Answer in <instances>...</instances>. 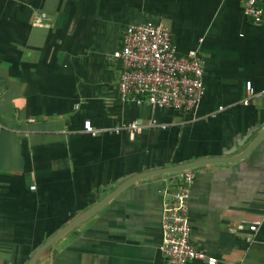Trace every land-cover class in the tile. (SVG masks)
Wrapping results in <instances>:
<instances>
[{
	"label": "crops",
	"instance_id": "1",
	"mask_svg": "<svg viewBox=\"0 0 264 264\" xmlns=\"http://www.w3.org/2000/svg\"><path fill=\"white\" fill-rule=\"evenodd\" d=\"M144 21L203 59L193 112L119 97L111 54ZM246 81L263 92L244 104ZM131 121L143 125L132 139L112 131ZM263 128L264 11L253 24L237 0H0V264H28L131 176L244 152L192 169L189 240L216 264H264V134L250 146ZM172 174L134 179L33 264H164L161 190Z\"/></svg>",
	"mask_w": 264,
	"mask_h": 264
},
{
	"label": "built area",
	"instance_id": "2",
	"mask_svg": "<svg viewBox=\"0 0 264 264\" xmlns=\"http://www.w3.org/2000/svg\"><path fill=\"white\" fill-rule=\"evenodd\" d=\"M237 2L253 24L261 22L264 0ZM111 57L119 66L116 90L123 101L193 112L203 96V59L196 50L179 54L168 29L159 22L144 21L126 26L121 34L120 47L112 52ZM244 92L242 103L247 104L263 91L254 92L250 82L246 81ZM148 125L163 128L154 120H150ZM142 127L140 123L131 121L112 131L117 133L123 129L132 139ZM82 129L91 136L96 132L88 120L82 122ZM193 180L192 169L175 172L161 190L157 251L164 264L217 263L214 257L206 255L189 240L187 207ZM33 188L30 186V189ZM250 229L253 230V227Z\"/></svg>",
	"mask_w": 264,
	"mask_h": 264
},
{
	"label": "water",
	"instance_id": "3",
	"mask_svg": "<svg viewBox=\"0 0 264 264\" xmlns=\"http://www.w3.org/2000/svg\"><path fill=\"white\" fill-rule=\"evenodd\" d=\"M264 134V128L259 132V134L255 137V139L251 142L250 146L257 141L262 135ZM245 153V152H244ZM243 153V154H244ZM243 154H239L238 156H233V157H227V158H207V159H203V160H198V161H193V162H189V163H185V164H181L178 166H174V167H169V168H163L160 170H155V171H150V172H143V173H139L136 174L134 176L129 177L127 180H125L112 194H110L109 196H112L116 193V191H118L119 189H121L122 187H124L125 185H127L128 183H130L131 181H133L136 178H139L145 174H157V173H175V172H179V171H183V170H187V169H193L195 167H198L200 165H204V164H209V163H214V162H225V161H234L237 159H240L242 157ZM107 196V198L109 197ZM105 198V199H107ZM103 200L102 202L95 204L93 207H91L89 210L85 211L84 213L80 214L77 218H75L74 220H72L70 223L66 224L64 227H62L61 229H59L57 232H55L52 236H50L46 241H44L32 254V256L29 259L28 264H33L34 259L36 258V256L42 251L44 250L49 244H51L53 241H55L58 237H60L63 233H65L67 230H69L73 225H75L76 223H78L79 221L83 220L85 217H87L88 215H90L91 213H93L94 211H96L99 206L103 205L105 203L106 200Z\"/></svg>",
	"mask_w": 264,
	"mask_h": 264
}]
</instances>
